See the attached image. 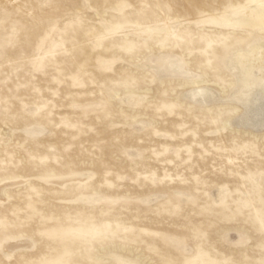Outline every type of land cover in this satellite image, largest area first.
<instances>
[{
  "label": "rangeland",
  "instance_id": "374dc122",
  "mask_svg": "<svg viewBox=\"0 0 264 264\" xmlns=\"http://www.w3.org/2000/svg\"><path fill=\"white\" fill-rule=\"evenodd\" d=\"M241 2L0 0V264L259 260L260 26L224 18Z\"/></svg>",
  "mask_w": 264,
  "mask_h": 264
},
{
  "label": "snow or ice",
  "instance_id": "6c2138e0",
  "mask_svg": "<svg viewBox=\"0 0 264 264\" xmlns=\"http://www.w3.org/2000/svg\"><path fill=\"white\" fill-rule=\"evenodd\" d=\"M224 18L229 20L232 23H235L239 26L243 20H259L260 26V88L261 91L264 92V0H246V2L241 3H231L224 5ZM131 50V49H130ZM232 163V161H229ZM261 170L259 173V194H260V202L261 207L264 208V153H262L261 157ZM255 183V182H254ZM0 224H3V221H0ZM100 236H104L103 233L99 234ZM250 237L249 246L257 244L258 241V254L259 260L248 259L242 261H232L230 264H264V212H262L259 219V235L256 236L252 232L248 233ZM105 238H107L105 236ZM6 238L4 241L0 242V251H5L4 244L7 243ZM191 237H189V242L191 241ZM186 248V245H183ZM257 249L254 247L252 249V253L250 255H255ZM173 258L165 259L162 261H156L155 264H189L188 261L183 259L178 251H172L169 253ZM74 252L65 249L63 252V256L61 259L53 262H44V264H112L111 261H104L101 259H92V260H80L74 259ZM124 264H134V262H124ZM135 264H145V262H135Z\"/></svg>",
  "mask_w": 264,
  "mask_h": 264
},
{
  "label": "bare ground",
  "instance_id": "6f19581e",
  "mask_svg": "<svg viewBox=\"0 0 264 264\" xmlns=\"http://www.w3.org/2000/svg\"><path fill=\"white\" fill-rule=\"evenodd\" d=\"M253 23H259V20L258 19H256V20H251ZM17 181H13V182H7V183H5L6 185H12V184H14V183H16Z\"/></svg>",
  "mask_w": 264,
  "mask_h": 264
}]
</instances>
